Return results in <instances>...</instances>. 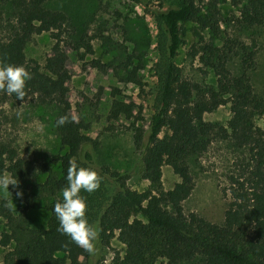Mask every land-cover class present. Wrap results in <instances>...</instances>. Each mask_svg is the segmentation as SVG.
I'll return each instance as SVG.
<instances>
[{
    "label": "trees",
    "instance_id": "1",
    "mask_svg": "<svg viewBox=\"0 0 264 264\" xmlns=\"http://www.w3.org/2000/svg\"><path fill=\"white\" fill-rule=\"evenodd\" d=\"M11 1L15 26L6 40H0V63L25 66L31 79L26 81L23 100L2 90L0 95L18 102L34 95L43 101L56 95L59 110L53 127L63 152L55 154L49 166L42 165L37 175L44 176L43 180L34 183L37 192L48 197L44 207L49 216L44 229L30 226L25 215H14L7 201H0L3 221L0 246L6 248L0 264H100L102 258L97 248L108 245L113 237L123 245V254L114 257V264L190 261L195 264H264V130L253 123L256 115L264 114V98L253 93L247 76L233 75L226 67L232 54L239 55L243 70L248 69L255 50L235 39H228L221 46L203 41L192 54H198L201 65L213 71L215 87L182 79L175 63L182 43L181 24L194 22L219 35L214 1L209 4L212 6L210 15L201 12L196 0H176L173 6L153 11L160 37L153 110L145 131L132 125L133 145L143 166L141 177L149 182V188L140 192L128 187L127 171L97 166L89 151L81 152L85 144L95 147L96 141L82 132L85 125L74 123L66 115L65 82L70 72L60 43L61 33L68 26L67 15L46 8L45 0ZM238 3H241L238 23L248 27L264 23V0ZM42 32L52 33L55 40L50 54L42 65L36 61L28 63L25 45L33 34ZM80 45L87 51L91 49L83 42V36L71 46L78 49ZM136 57L140 59L139 55ZM140 67L127 69L125 81L141 86L137 79ZM225 103L229 104L230 112L225 126L203 120L204 113ZM112 106L116 111L108 118L116 119L119 107L115 100ZM60 117L66 118L62 125L57 124ZM162 129L165 132L160 135ZM214 136L229 139L236 149L245 148L248 154L247 167L228 177L223 195L228 193L229 201L221 224L209 222L195 213L184 214L181 205L193 188L186 159L205 151ZM70 160L79 166L94 168L101 178L97 190L80 193L87 202L88 221L99 228L95 255L85 252L57 230L53 206L62 199ZM163 164L179 178L167 190L160 184ZM4 173L17 181L15 188L23 189L30 167L17 156L14 148L0 143V177ZM26 201L30 203L29 199ZM80 257L84 259L82 262Z\"/></svg>",
    "mask_w": 264,
    "mask_h": 264
},
{
    "label": "rangeland",
    "instance_id": "2",
    "mask_svg": "<svg viewBox=\"0 0 264 264\" xmlns=\"http://www.w3.org/2000/svg\"><path fill=\"white\" fill-rule=\"evenodd\" d=\"M175 1L44 2L46 8L63 11L68 18V26L61 33L60 43L67 55V69L70 72V78L65 82L66 115L74 123L85 125L86 129L82 132L96 141L95 147L90 143L85 144L81 152L89 151L97 166L127 171L128 187L138 192L148 189L149 182L141 177L143 166L133 145L132 125L145 131L153 110L157 87L155 64L160 58V37L153 11L173 6ZM212 1L217 11L214 19L218 25V36L194 22L181 24L182 43L175 57L181 78L215 87L213 71L201 65L198 54L192 53L203 41L221 46L226 40L235 39L247 45L248 49H254L255 55L249 68L243 70L239 55L230 54L226 67L233 75L247 76L253 93L264 98V23L251 27L238 23L240 0H196V3L203 14L210 15L212 6L209 4ZM15 19L12 1L0 0L1 41L11 34ZM51 34L42 32L32 35L24 48L28 63L36 61L39 65L43 64L55 41ZM81 36L83 42L90 46V51L81 45L78 49L72 47ZM137 55L140 56L139 60ZM138 65L141 67L137 69V79L141 86L124 79L127 69ZM55 96L43 101L40 96L34 95L18 102L0 95V143L14 148L17 156L30 167L23 189L10 184L9 191L0 190V201L6 200L14 215H25L30 226L39 229L45 228L49 213L44 207L48 197L34 188V183L41 182L44 177L37 173L43 164L50 165L55 154L63 152L53 127L59 110ZM112 100L119 107L116 119L108 118L111 112L116 111ZM202 117L204 121L225 126L230 117L229 104L219 105ZM253 123L264 130V114L256 115ZM164 132L165 129H162L160 135ZM186 163L193 188L181 203L183 213H195L209 222L221 224L229 201V194L223 195V191L228 187L229 175L247 167V150L236 149L229 139L214 136L205 151L188 156ZM4 176L9 177L8 173H4ZM178 181L171 168L163 164L161 188L170 189ZM17 192L21 195L17 196ZM2 229L3 221L0 218V232ZM97 251L102 258L100 264H114V257L123 254V245L113 237L108 245H99ZM5 252L6 248L0 246V261ZM79 259L81 262L84 260L82 257ZM180 264H195V261Z\"/></svg>",
    "mask_w": 264,
    "mask_h": 264
},
{
    "label": "clouds",
    "instance_id": "3",
    "mask_svg": "<svg viewBox=\"0 0 264 264\" xmlns=\"http://www.w3.org/2000/svg\"><path fill=\"white\" fill-rule=\"evenodd\" d=\"M31 79L30 72L23 65L0 63V90L14 94L23 100L26 81ZM19 115V113H17ZM60 117L58 125L65 123ZM66 186L62 189V199L55 203L53 212L58 220V231L68 236L73 243L90 255H95L99 240V228L90 223L86 216L87 202L81 191L92 193L100 186L101 178L94 168L79 166L74 160L69 161L65 176ZM16 186L11 177H0V190H8L9 185ZM17 196L21 193L17 192Z\"/></svg>",
    "mask_w": 264,
    "mask_h": 264
}]
</instances>
